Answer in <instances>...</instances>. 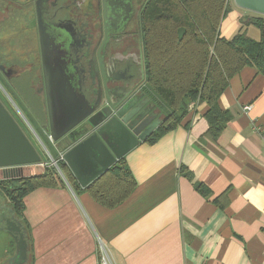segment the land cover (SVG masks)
Instances as JSON below:
<instances>
[{"label":"crops","instance_id":"0c3cea01","mask_svg":"<svg viewBox=\"0 0 264 264\" xmlns=\"http://www.w3.org/2000/svg\"><path fill=\"white\" fill-rule=\"evenodd\" d=\"M35 2L0 0V39L17 33L18 56H25L27 41L31 47L38 41ZM232 11L221 25L227 38L242 28ZM243 29L260 38L258 28L250 34L249 25ZM26 85L43 104V115L31 112L33 119L51 144L65 149L68 140L50 138L44 95ZM219 103L232 119L218 141L200 140L209 123L208 105L199 101L177 128L130 150L126 160L136 187L115 207L87 190L77 192L66 177L58 186L30 192L24 212L30 225L27 264H100L101 245L119 264H264V74L245 66L231 77ZM246 105L251 109L245 110ZM29 140L41 165L48 161ZM37 167L1 168L0 178L44 172ZM182 167L192 172V179ZM196 182L208 186L211 195H202Z\"/></svg>","mask_w":264,"mask_h":264},{"label":"trees","instance_id":"16d2710c","mask_svg":"<svg viewBox=\"0 0 264 264\" xmlns=\"http://www.w3.org/2000/svg\"><path fill=\"white\" fill-rule=\"evenodd\" d=\"M232 10L230 0H147L143 11L147 81L168 105L151 94L167 115L147 142L154 143L177 128L191 104L199 101L208 105L205 117L209 123L200 140L218 141L232 119L219 103L231 77L245 66L257 67L264 74V16H247L243 22L258 28L259 39L248 35L244 27L227 38L221 34V25ZM52 146L55 154L49 151L56 157L60 149ZM59 164L77 192L87 190L108 207L124 202L136 187L126 155L85 187L65 161ZM45 167L41 174L0 178V190L26 230L30 225L24 213L25 197L37 188L64 182L56 167ZM181 170L192 179V172L185 167ZM195 187L202 195H211L202 182H196ZM29 243L31 250L32 240Z\"/></svg>","mask_w":264,"mask_h":264},{"label":"flooded vegetation","instance_id":"af4514ba","mask_svg":"<svg viewBox=\"0 0 264 264\" xmlns=\"http://www.w3.org/2000/svg\"><path fill=\"white\" fill-rule=\"evenodd\" d=\"M111 1L108 0L109 8L105 11L103 0H44L41 26L49 39L41 41L36 10L38 41L36 47L25 43V56L15 54L17 33L0 39V80L16 91L27 82L35 92L44 95L45 102L47 93L53 99L55 96L57 107L63 109L74 106L84 95L92 104L99 101L96 111L109 110L108 96L115 103L135 87L138 94L150 97L145 117L146 128L154 126L151 135L167 114L147 87L143 28L147 0H120L118 4ZM0 102L18 121L6 106L1 90ZM61 140L70 138L66 135ZM1 194L0 190V231L9 234L11 240L0 253V264H27L28 256H18L21 235L28 252L26 227L8 199L1 203Z\"/></svg>","mask_w":264,"mask_h":264},{"label":"water","instance_id":"95a60500","mask_svg":"<svg viewBox=\"0 0 264 264\" xmlns=\"http://www.w3.org/2000/svg\"><path fill=\"white\" fill-rule=\"evenodd\" d=\"M103 1V8L106 11L109 2ZM119 1L111 2L118 4ZM234 2L240 8L264 15V0H234ZM44 3V0L36 1L42 43L49 39L47 32L41 26ZM147 87L167 105L149 83ZM143 95L138 94L134 87L115 103L108 96L109 110L104 108L96 111L100 104L98 100L92 104L81 95L74 106L63 109L57 107L55 96L53 99L47 93L46 127L54 141L69 136V145L65 148L66 163L83 187L109 169L140 142L146 140L151 133L154 126L146 128L145 117L148 112L146 109L151 105L150 97ZM41 163V157L29 138L0 102V169L31 164L36 169L39 166L45 171V166ZM15 177L18 176L9 173L4 176V178ZM18 256L22 258L27 256V243L22 235Z\"/></svg>","mask_w":264,"mask_h":264},{"label":"rangeland","instance_id":"374dc122","mask_svg":"<svg viewBox=\"0 0 264 264\" xmlns=\"http://www.w3.org/2000/svg\"><path fill=\"white\" fill-rule=\"evenodd\" d=\"M230 2L233 7V11L236 10L238 13L237 24L241 27L246 26L245 24H243V22L245 21V16L262 15L238 7L235 4L234 0H230ZM229 16L230 13L228 14L227 17ZM249 27H250L249 34L251 33V31H255V30L258 31L257 28L252 24L249 25ZM2 82L0 80V90L6 106L10 107L11 111H13V113L17 115V118L21 122V126H24V128L27 130L29 137L32 139L33 143L38 148H40V150L43 153V156L46 157L47 160H51V156H53L51 154L52 153L55 154L56 151L52 146V144L50 143V141L48 140L47 136H45L43 132L40 130L38 123L33 119L31 114V112L35 113V117L36 116L40 117L41 115H43V113H41V110H43V104H42V100L40 99V96H36L31 91H29V89L25 87L27 86L26 83L22 84V90L18 88V91H16L9 88V85L6 84L5 82H3L4 83L3 85ZM20 91H22V93H20ZM46 147L52 153L51 152L48 153ZM57 147L60 149L59 151H63L62 147L60 146ZM60 175L63 178L65 177V175L62 173H60ZM5 201H6L5 196L1 194V203ZM10 240H11V236L9 234L0 231V253H2V251L8 246Z\"/></svg>","mask_w":264,"mask_h":264},{"label":"built area","instance_id":"2783aa9c","mask_svg":"<svg viewBox=\"0 0 264 264\" xmlns=\"http://www.w3.org/2000/svg\"><path fill=\"white\" fill-rule=\"evenodd\" d=\"M194 105V103L191 104V106ZM245 110H250L251 109V106L250 105H246L245 107ZM51 140L52 137L50 136ZM46 150L48 151V153L50 152L47 147H46ZM52 155V154H51ZM65 151H59L58 152V155L56 157L54 156H51V160H48V161H45L44 162V166H47V165H50V166H54L56 167L58 173H62V169L60 167V162L61 161H65ZM101 259H100V264H119L115 261V259L113 258L112 254L110 253V251L104 246V245H101Z\"/></svg>","mask_w":264,"mask_h":264}]
</instances>
